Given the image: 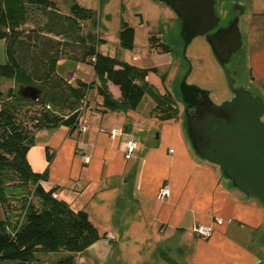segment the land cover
Instances as JSON below:
<instances>
[{
    "label": "crops",
    "instance_id": "1",
    "mask_svg": "<svg viewBox=\"0 0 264 264\" xmlns=\"http://www.w3.org/2000/svg\"><path fill=\"white\" fill-rule=\"evenodd\" d=\"M231 1L241 8V19L246 17L245 61L252 79L263 83L264 0ZM84 66L75 67L74 78L98 87L90 66L89 78H83ZM150 74L147 83L163 94L165 81L156 75L150 81ZM105 86L114 100L120 99L117 87ZM255 91L264 103V88ZM90 92L95 95L93 101L86 97L85 131H40L27 153L32 172H46L43 190H55L57 201L84 212L101 236L76 255L75 264H264V206L193 154L180 117L160 121L151 114L150 98L140 110L147 96L135 111L101 114V99L95 89ZM111 130H122L123 136L111 139ZM128 138L136 147L125 160ZM165 185L169 196L160 202L156 195ZM195 225L210 227V237L195 236ZM107 234L113 239L106 240ZM60 255L38 250L35 258L54 264Z\"/></svg>",
    "mask_w": 264,
    "mask_h": 264
},
{
    "label": "trees",
    "instance_id": "2",
    "mask_svg": "<svg viewBox=\"0 0 264 264\" xmlns=\"http://www.w3.org/2000/svg\"><path fill=\"white\" fill-rule=\"evenodd\" d=\"M95 29L94 12L75 2L62 13L52 0H0V41L5 56L0 86L8 80L41 90L36 102H24L16 97L15 88L0 89V264H41L35 258L38 250L60 253L54 264H75L76 255L101 238L84 212L52 199L55 190H43L40 183L46 180V172H32L27 162L38 132L59 127L76 131L83 116L80 108L88 107L86 97L91 90L101 99V114L135 111L147 96L153 103L151 114L160 121L180 117L184 125L175 97L166 90L158 93L146 81L152 73L164 83L166 74L100 54L97 46L103 41ZM162 39L149 35V50L170 53ZM118 42L124 50L133 48L134 31L123 21ZM62 61L68 65L59 73ZM77 65L90 66L99 86L70 78ZM106 82L118 88L119 100L112 98ZM10 197L19 200V208L8 207Z\"/></svg>",
    "mask_w": 264,
    "mask_h": 264
},
{
    "label": "water",
    "instance_id": "3",
    "mask_svg": "<svg viewBox=\"0 0 264 264\" xmlns=\"http://www.w3.org/2000/svg\"><path fill=\"white\" fill-rule=\"evenodd\" d=\"M166 6L182 21L180 37L184 53L194 38L203 39L217 64L225 67L242 46L241 8L234 5L232 20L218 28L216 0H154ZM185 35V37L183 36ZM73 73L70 75V78ZM20 101L36 102L41 90L16 85ZM184 134L193 154L214 167L244 197L264 206V103L244 88L232 90V97L215 105L209 92L180 86Z\"/></svg>",
    "mask_w": 264,
    "mask_h": 264
},
{
    "label": "rangeland",
    "instance_id": "4",
    "mask_svg": "<svg viewBox=\"0 0 264 264\" xmlns=\"http://www.w3.org/2000/svg\"><path fill=\"white\" fill-rule=\"evenodd\" d=\"M62 13H67L72 2L94 12L96 18L95 34L102 40L97 51L106 56L117 57L118 60L140 68H157L166 74L164 87L177 100L179 110L180 86L196 87L209 92V98L215 105L229 100L232 90L246 89L257 96L256 89L264 88L263 83L255 82L246 63L245 46L248 31L245 27V16L239 23L243 47L231 57L225 67H220L208 44L200 38H194L184 53V42L180 37V23L173 17L171 11L163 4L154 0H52ZM215 11L219 18L218 28H225L233 18L234 3L231 0H216ZM123 21L134 31V42L131 50H124L119 46L118 32L120 22ZM151 34L163 37V43L171 48L167 54H156L148 48V37ZM5 63L4 42L0 41V65ZM68 64L60 62L58 72L62 73ZM83 78L88 79L91 73L87 66L81 67ZM150 81L156 78L152 73ZM0 89L15 88L16 84L2 80ZM263 86V87H262ZM162 91V86H159ZM90 101H93L95 92H89ZM140 105V110L147 108V99ZM55 192V191H54ZM11 198V197H10ZM33 203L36 200H32ZM11 209L19 208V200L11 198L8 203ZM12 209V211H13ZM0 205V213H1ZM11 212V211H10ZM8 211V213H10ZM14 216V215H12Z\"/></svg>",
    "mask_w": 264,
    "mask_h": 264
},
{
    "label": "built area",
    "instance_id": "5",
    "mask_svg": "<svg viewBox=\"0 0 264 264\" xmlns=\"http://www.w3.org/2000/svg\"><path fill=\"white\" fill-rule=\"evenodd\" d=\"M84 107V105H83ZM81 107L80 108V111L81 113L83 114V116L85 115V112L87 110V108L84 110V108ZM83 116L81 118H79V126L77 127V131L79 132H83L85 131L86 127L84 126L83 124ZM123 136V132L122 130H111L109 132V137L111 139H114V138H121ZM135 147H136V143L135 141H133L131 138H128L126 139L124 142H123V157L125 160H128L130 159V157L132 156L133 152L135 151ZM89 162V159L88 158H83V163L84 164H87ZM169 196V189L168 187L165 185V186H162L157 195H156V199L160 202L164 201L166 198H168ZM52 199L54 200H57L58 198V195L56 192H53L52 195H51ZM214 222L217 224V225H221L222 224V221L219 219V218H215ZM211 228L210 227H207V226H201V225H195L193 226L192 228V232L195 236H197L198 238L202 239V240H205L207 238L210 237L211 235ZM113 237L111 234H107L106 235V240H112Z\"/></svg>",
    "mask_w": 264,
    "mask_h": 264
}]
</instances>
